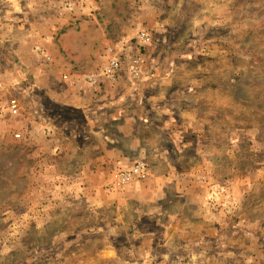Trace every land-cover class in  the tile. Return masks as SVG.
Instances as JSON below:
<instances>
[{"label": "rangeland", "instance_id": "374dc122", "mask_svg": "<svg viewBox=\"0 0 264 264\" xmlns=\"http://www.w3.org/2000/svg\"><path fill=\"white\" fill-rule=\"evenodd\" d=\"M0 81V264H264V0H0Z\"/></svg>", "mask_w": 264, "mask_h": 264}, {"label": "built area", "instance_id": "2783aa9c", "mask_svg": "<svg viewBox=\"0 0 264 264\" xmlns=\"http://www.w3.org/2000/svg\"><path fill=\"white\" fill-rule=\"evenodd\" d=\"M140 38L143 41H147L149 39L148 35L144 31L141 32ZM117 67H118V60H115V59L112 60L109 64L107 73L110 76H113ZM3 89H4V84L0 81V94L3 92ZM20 110H21V106H20L19 101L16 98L11 97L8 100H6L5 103H2V104L0 103V119L5 114L16 116L20 113ZM48 131L50 132L51 130H48ZM147 174H148V170L146 168L145 163L139 162L135 164L129 172L123 174L122 180L123 181L130 180L131 177H134V176L145 177Z\"/></svg>", "mask_w": 264, "mask_h": 264}, {"label": "crops", "instance_id": "0c3cea01", "mask_svg": "<svg viewBox=\"0 0 264 264\" xmlns=\"http://www.w3.org/2000/svg\"><path fill=\"white\" fill-rule=\"evenodd\" d=\"M114 102V101H113ZM110 103H112V102H108L107 104H109L110 105ZM106 104V105H107ZM106 108V107H105ZM102 109H104V108H101V110ZM139 222L138 221H136L135 222V224L134 225H136V224H138ZM126 232H128V231H126ZM126 232H124V233H120L118 236H112V240H117V239H120V240H123L124 238H125V240L126 239H128L129 238V235L126 233ZM118 233V232H117ZM106 234V233H105ZM109 234V233H108ZM110 236V234L107 236V239H109L108 237ZM114 237L115 238H117V239H114ZM107 249H103L102 251H106ZM101 251V252H102ZM111 251H113L112 249H109V250H107V252L106 253H109V252H111Z\"/></svg>", "mask_w": 264, "mask_h": 264}]
</instances>
